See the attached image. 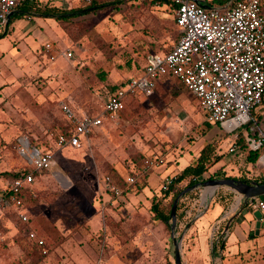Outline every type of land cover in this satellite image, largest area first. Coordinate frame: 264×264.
<instances>
[{"label": "rangeland", "instance_id": "1", "mask_svg": "<svg viewBox=\"0 0 264 264\" xmlns=\"http://www.w3.org/2000/svg\"><path fill=\"white\" fill-rule=\"evenodd\" d=\"M93 1L100 6L120 0ZM31 6L33 13L83 8L76 0H45ZM31 17H14L0 39V186L8 178L1 173L30 170L18 157V139L26 138L32 147L50 150L55 156L51 169L35 173L26 201L29 213L22 207L14 210L15 215H0V264H102L87 252L109 246L105 238L83 237L89 229L85 220L92 216L111 225L116 236L120 232L117 226H128L122 229L118 242L130 243L129 252L120 255L131 264H151L154 258L156 264H174L171 253L161 259L159 253H147L143 244L150 230L146 228L151 226L160 228L167 244L170 242L171 220L168 225L154 220L153 200L168 213L173 195L182 192L188 180L165 197L159 189L166 178L174 176L159 180L157 176L177 163V170L184 168L210 145L214 147L211 162L218 159L217 166L200 179L210 180L218 171L251 180L264 177V170L246 166L226 152L224 133L216 125L208 129L198 101L187 89L169 81L157 82L151 97L137 99L117 124L106 122L89 136L88 145L65 151L54 145L56 135L67 124L63 106L77 114L101 112L103 87L139 76L153 55H162L176 44L179 32L174 12L159 0H123L69 20ZM47 43L53 46L54 60L45 54ZM67 52L72 57L66 58ZM262 112L264 101L253 110L264 131ZM168 154L173 158H167ZM153 157H163L165 164L150 170L145 178L141 173L144 166L140 171L139 166ZM127 175L135 176L138 186L128 188L121 178ZM107 176L118 180L123 192L120 197L101 189ZM141 184H145L142 189ZM200 196L198 190L188 192L176 209L179 217H184V212L185 217H197ZM226 203L235 207L231 199ZM243 208L241 204L235 212ZM21 213L29 218L28 224L20 222ZM259 226L255 222L250 237L239 238L231 253L227 252L228 243L223 257L218 252L212 254L213 264H264V235L254 231L263 232L264 224ZM32 231L42 238L44 248L27 240ZM224 243L222 236L215 234L210 252L224 248ZM98 256L105 258L106 254Z\"/></svg>", "mask_w": 264, "mask_h": 264}, {"label": "built area", "instance_id": "2", "mask_svg": "<svg viewBox=\"0 0 264 264\" xmlns=\"http://www.w3.org/2000/svg\"><path fill=\"white\" fill-rule=\"evenodd\" d=\"M32 0H0V35L7 31L8 19L16 8ZM89 6L92 0H77ZM175 22L181 31L178 42L162 55H153L143 72L110 91H101V112L94 115L77 114L69 106L62 112L71 125L68 137L60 134L55 139L57 149L79 148L81 139L103 125L104 119L117 124L131 97H151L157 82L173 77L182 82L198 101L208 123L218 126L227 136L243 131L247 148L259 152L257 164L264 166V131L253 117V110L264 97V0H172ZM201 4L205 5L204 8ZM54 60L53 46H44ZM72 57L70 52L66 58ZM237 146L232 142L228 153ZM18 153L32 168L30 173H20L0 191V214L9 209L22 208L21 193L34 181V173L51 168L54 154L32 147L27 139L18 141ZM165 164L163 157L145 160L142 175ZM128 188L137 184L135 176L121 177ZM170 179L163 182L167 189ZM106 190L116 197L122 195L120 187L109 177L103 179ZM263 216L264 196L251 203ZM22 224L29 218L18 215ZM28 238L39 249L44 241L36 232ZM45 253V252H44Z\"/></svg>", "mask_w": 264, "mask_h": 264}, {"label": "crops", "instance_id": "3", "mask_svg": "<svg viewBox=\"0 0 264 264\" xmlns=\"http://www.w3.org/2000/svg\"><path fill=\"white\" fill-rule=\"evenodd\" d=\"M44 1L45 0H41V1L32 0L29 2L28 5L29 6H31L32 4L38 5L39 2H44ZM22 6L23 5L16 8L14 12L12 13V15H10L8 19V26L12 22V19L16 16H25L26 18L29 16L51 18V16L41 14L39 12L33 13L32 8L23 10L24 8ZM33 17H31L32 20H33ZM45 54L48 55L47 53ZM263 101H264V97H263ZM260 115L264 117V112H262ZM253 117L255 118V120L257 118H260V116L258 117L254 116V113H253ZM106 122L111 123L110 121L104 119L103 125L100 128L94 130L93 133H91L90 135L99 132L100 129L104 127ZM90 135L81 139V146L79 148L66 147L64 149H57V148L56 149L58 151H65V150H70V149L72 150L81 149L85 145H88ZM21 139H26V138H20L18 139V141ZM226 141H227V149H228L229 145L232 142H234V136L232 137L228 136ZM54 145L56 147V144ZM46 151H50V150H46ZM17 154H18V157L23 161V163L26 164L30 168V170H32L29 162L23 159L19 155V153ZM169 157L171 159L173 158L172 155L168 154L167 158ZM196 158L197 157H193L189 161L187 166H189ZM53 161H54V157H53ZM178 165L179 163H177L176 166L173 165L167 168L168 170L165 173H161L160 177L157 176L156 179L159 180L160 178L164 179L168 176L170 177L175 176L187 167L185 166L184 168L177 170ZM215 166H217V164ZM256 166L259 168V170H264V166H260L258 164ZM51 168H52V165H51ZM16 173H20V172H14L12 174H16ZM37 173H42V172H37ZM1 174L4 176H8L6 175L8 174L7 172L1 173ZM11 182H12V177L8 176V178H6L4 182L1 184L0 191L5 189L7 185ZM252 183H255V182H252ZM34 184H35V174H34V181L32 185L24 190L25 192H24V197L22 201L23 203L22 207H24L23 212L26 214L29 213L27 209L28 204L26 205V201L29 198V195L33 190ZM101 186H102L101 187L102 190H104L105 192L111 193L108 190H106L105 186L103 185V180H102ZM195 190H198L201 193V196L197 203V211H198V215H200L201 214L200 211L203 209L202 211L203 215L201 217H181L180 219L177 220V223H176V230L178 229L175 234L176 238L182 237L181 250H180L182 264H213V258L211 256L212 254L214 255L216 252H218L220 253L219 257H223V252L228 243L230 247L227 248V252L231 253L232 252L231 248L235 247V245L239 243L240 241L239 238H244V237L249 238L250 237L251 232L253 231L252 227H253V224H255V222L257 223V225H260L261 223L264 224L263 217H262L263 215L261 213H260L261 214L260 219H257L256 217H254V214L258 211L253 209L251 205V203L258 201L263 196L252 199V200H246L241 195H239L238 193H236L233 189L229 187H220L216 189L215 192L212 188H200V189H195ZM229 199L235 202L234 208H232V206L227 205L226 202ZM241 204L244 205V208L240 212L236 213L235 210ZM116 218L117 217H114V219ZM187 218H190V219L186 221ZM104 222L101 219V217H97V216L88 217L85 220V226L87 227V229L88 228L89 229L88 231L85 232V235L83 237L87 238L89 235L99 236L100 238L104 237L105 242L109 244V246H107L106 248L103 247L102 249H99V246H98V247H94L95 249H92V251L87 252L90 254V258L95 259V257H97L99 260L101 259L100 263L102 264H131V262L126 260V257H122L120 255L121 253L129 252L131 248L130 243L128 244L124 241L123 245H121V243L118 242L119 235L122 234V229L128 228V226L127 227L125 225L117 226L120 229V232H118L119 235L116 236L112 232L111 225L108 226L107 224H104ZM259 227L260 226H257V228ZM153 228L155 227L151 226V227L146 228V230L150 229L149 232L147 233L148 235L145 238L146 240L144 241V244H143V246L145 245L144 247L147 249V253L149 251H153L156 256L159 253L158 258H161V259H163V257H165L166 255L168 256V254L171 253L173 255V263L175 264L174 245H173V241L171 238V234H170V242L167 244V241L164 239L163 231L160 228H159V231L157 229L154 230ZM254 231H256L257 235L260 233L264 235V229H263V232H259V230H254ZM218 233L220 234V236H222V241L225 242L224 248H221L218 251L212 250V253H211L210 245H212V238L215 236V234H218ZM117 243H120V244L115 246ZM98 244L99 243H97V245ZM104 253L106 254L105 258H99L98 255L99 254L102 255ZM86 259L89 260L88 257ZM152 261L153 262L151 264H154V263L156 264V258H154Z\"/></svg>", "mask_w": 264, "mask_h": 264}, {"label": "trees", "instance_id": "4", "mask_svg": "<svg viewBox=\"0 0 264 264\" xmlns=\"http://www.w3.org/2000/svg\"><path fill=\"white\" fill-rule=\"evenodd\" d=\"M122 2H123V0H120V1H117V2H114V3H109V4H106V5L97 6L94 3V1L92 0L91 5H89V6H83V5H81L83 8H79V9H74V10H69V11H62V10H58V9H52L50 11L43 10V11H38V12L41 13V14L49 15L52 18H55V19H58V20H69V19H73V18L85 16V15L89 14L90 12L96 11L98 9H103V8L108 7V6H111L113 4H121ZM28 4H29V2H26V3L23 4V6H22L24 8L23 10H27L28 8L29 9L32 8V6H29ZM159 4H161V5L162 4L163 5H169L170 8H171V10H172V12H174L175 6H174L172 0H159ZM47 12H49V13H47ZM174 22H175V20H174ZM175 25H176V22H175ZM176 28H177V26H176ZM7 32H8V30L5 31L4 34H6ZM178 32H179V37H178V40H179L180 37H181V31L178 29ZM2 37L3 36L0 35V39ZM178 40L176 41V43L178 42ZM140 72L142 73L143 72V69H141ZM101 79L104 80L105 77L104 76H101ZM163 81H169V82L176 83V84L180 85V87H182L184 90L186 89L185 86L182 84V82L179 81L176 78L166 77V78L162 79L160 82H163ZM123 84H124V82H122V83H120L118 85H109L108 88L112 92V91H114V89H116L119 86H122ZM140 98H142V97H131V98H129L127 100V107H126V109L128 107H130L131 105H134V103H136V100L137 99H140ZM126 109L124 111H126ZM88 115H90V114H88ZM91 115H93V114H91ZM63 116H64V114H63ZM64 118L66 119L65 116H64ZM66 122H67V124L65 125L64 130L60 131L56 135L55 139L60 134H63V135H65V136L68 137V134H69V132H70V130H71L72 127H71V125H70V123H69V121L67 119H66ZM207 125H208V129H210L213 124L208 123ZM224 136L226 138H228V136L226 134H224ZM234 142H235V144L237 146V150H236V152L229 153V154L232 155V157L238 158L246 166L247 165L256 166L260 153L259 152H251V151L248 150L247 145H246V142H245V139H244L243 131H240V132L237 133V135H234ZM213 151H214V147L213 146H210V145L205 146L201 150L199 156L189 166H187L185 169H183L181 172H179V174L175 175L173 178L170 179V183L168 184L167 189L166 190H163V187L161 186L160 189H159V192H163V194L166 197V196H169L172 193V191L174 190V188H176V186H178L179 184H181L182 182H184L186 180H188V184L185 187V189L186 188H189V187H192L193 185H196V184L200 183L201 181H205L204 179H200V178H202L204 176V174L212 166H214L218 162V159H215L213 162H211V156L213 154ZM143 166L144 165L142 163V165L139 166V169L138 170L140 171V169ZM31 171L32 170H27L26 169L24 171H21L20 173H22V172H24V173H30ZM20 173H16V174H6V175L11 176L12 177V181H13L15 178L18 177V175ZM110 178L117 185L119 184L117 179H115L114 177H110ZM209 178H210V180L211 179H214V178L215 179H217V178H219V179L220 178L225 179L226 178V179H234V180L242 181V182L247 183V184H250L252 182H255V183H258V184H264V177L263 178H260L259 180H251V179L246 178L244 176H239L238 177V176H227L225 174L223 175V173H220V171H218L217 173H215V176H211ZM137 186H138V184H137ZM144 186H145V184H141L139 186V188L142 189V188H144ZM24 192L25 191L23 190V192L20 195V198H21L22 201H23V197H24ZM177 195H178V192H176L175 195H173L174 196L173 197V202H174V200H175V198H176ZM186 196H187V194H185L184 196L181 197V199L178 202L177 207H180V204L182 203L184 197H186ZM177 210H178V208H177ZM151 211L155 214L154 220L160 221V222H162L165 225H168L169 224L171 210L168 213H166L164 211V209L160 206V202L158 200L157 201L156 200H153V204H152V207H151ZM6 212L7 213H10L11 212L13 215H15L14 209L6 210L3 213L7 214ZM176 216H177V220L181 218V217H179V215L177 214V212H176ZM184 217H185V212H184ZM189 219L190 218H187L186 221H188ZM24 225H26V224H24ZM27 240L30 241V242H32L34 244V246L37 247L36 244L28 238V235H27Z\"/></svg>", "mask_w": 264, "mask_h": 264}, {"label": "water", "instance_id": "5", "mask_svg": "<svg viewBox=\"0 0 264 264\" xmlns=\"http://www.w3.org/2000/svg\"><path fill=\"white\" fill-rule=\"evenodd\" d=\"M204 8H206L205 5L201 4ZM220 187H229L233 189L236 193L241 195L244 199L246 200H252L258 197L264 196V184H258V183H244L242 181L234 180V179H211L207 180L205 182L193 185L192 187L184 189L182 192H180L172 205L171 212H170V220H171V225H170V234L171 238L173 241L174 245V260L175 264H182L181 263V240L182 237L176 238V209L178 202L182 196L187 194L188 192L194 191L195 189H200V188H212L215 192L216 189ZM213 192V193H214ZM206 208V207H205ZM203 213L198 215L197 217H201ZM254 217L257 219H260L261 214L256 212L254 214ZM259 226V225H257Z\"/></svg>", "mask_w": 264, "mask_h": 264}]
</instances>
